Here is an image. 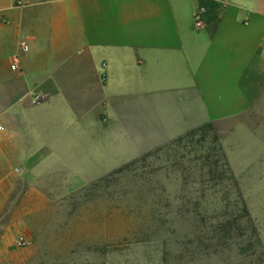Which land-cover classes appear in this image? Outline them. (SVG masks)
<instances>
[{
	"label": "crops",
	"instance_id": "0c3cea01",
	"mask_svg": "<svg viewBox=\"0 0 264 264\" xmlns=\"http://www.w3.org/2000/svg\"><path fill=\"white\" fill-rule=\"evenodd\" d=\"M0 128V209L34 199L21 184H93L204 130L253 168L264 0H0Z\"/></svg>",
	"mask_w": 264,
	"mask_h": 264
},
{
	"label": "rangeland",
	"instance_id": "374dc122",
	"mask_svg": "<svg viewBox=\"0 0 264 264\" xmlns=\"http://www.w3.org/2000/svg\"><path fill=\"white\" fill-rule=\"evenodd\" d=\"M233 156L204 130L93 184H21L35 197L2 202L0 264H264V160Z\"/></svg>",
	"mask_w": 264,
	"mask_h": 264
},
{
	"label": "built area",
	"instance_id": "2783aa9c",
	"mask_svg": "<svg viewBox=\"0 0 264 264\" xmlns=\"http://www.w3.org/2000/svg\"><path fill=\"white\" fill-rule=\"evenodd\" d=\"M16 2H19L20 0H15ZM207 9L205 6H200L194 15V24L196 28L202 29L205 27V16H206ZM21 47L25 50H29V46L26 41L21 42ZM13 69H16V66H13ZM44 99L43 95H36L34 96V102L39 103ZM1 129V128H0ZM17 245L19 247H24L28 244V242L24 238H20L16 241Z\"/></svg>",
	"mask_w": 264,
	"mask_h": 264
},
{
	"label": "trees",
	"instance_id": "16d2710c",
	"mask_svg": "<svg viewBox=\"0 0 264 264\" xmlns=\"http://www.w3.org/2000/svg\"><path fill=\"white\" fill-rule=\"evenodd\" d=\"M137 161H138V160H137ZM135 162H136V161H135ZM133 163H134V162H132V163H130V164H128V165H126V166H124V167H122V168H120V169L114 171V172H112V174H115V173H119V172L124 171V170L127 169L130 165H132Z\"/></svg>",
	"mask_w": 264,
	"mask_h": 264
}]
</instances>
